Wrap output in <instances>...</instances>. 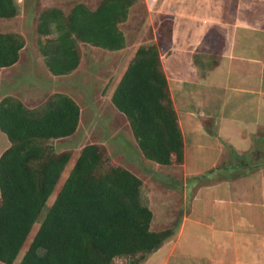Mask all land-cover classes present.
Wrapping results in <instances>:
<instances>
[{
	"label": "trees",
	"instance_id": "16d2710c",
	"mask_svg": "<svg viewBox=\"0 0 264 264\" xmlns=\"http://www.w3.org/2000/svg\"><path fill=\"white\" fill-rule=\"evenodd\" d=\"M136 1L101 0L94 9L75 3L67 13L43 9L36 42L47 70L55 76L73 72L80 64L81 44L124 48L120 25ZM18 13L17 0H0V19ZM170 26V20L160 23L158 34L169 37ZM24 43L21 34L0 31V68L18 61ZM159 44H139L132 51L109 99L128 122L139 152L168 165L172 155L182 162L183 142ZM79 119V104L64 92H53L31 108L14 96L0 99V131L10 141L0 154V262L13 264L21 254L17 264H113L116 259L141 264L175 234L173 224L151 229L142 180L114 162L104 145L55 151L51 141L73 135Z\"/></svg>",
	"mask_w": 264,
	"mask_h": 264
},
{
	"label": "crops",
	"instance_id": "0c3cea01",
	"mask_svg": "<svg viewBox=\"0 0 264 264\" xmlns=\"http://www.w3.org/2000/svg\"><path fill=\"white\" fill-rule=\"evenodd\" d=\"M143 1L171 16L170 36L151 42L164 39L183 159L162 165L139 152L130 164L149 175L125 165L142 180L151 229H176L141 264H264V0ZM5 81L0 99L17 97ZM80 120L81 107L76 132ZM9 145L0 131V154Z\"/></svg>",
	"mask_w": 264,
	"mask_h": 264
},
{
	"label": "rangeland",
	"instance_id": "374dc122",
	"mask_svg": "<svg viewBox=\"0 0 264 264\" xmlns=\"http://www.w3.org/2000/svg\"><path fill=\"white\" fill-rule=\"evenodd\" d=\"M100 1L17 0L19 13L12 18L0 19V31L19 33L25 43L18 62L7 69L0 70V95L6 93L2 86L9 84L5 79L12 77L11 83L15 82V88L13 86L14 91L16 89L15 94L18 98L25 99L30 107L42 103L53 92L69 93L81 107L80 127L70 137L51 141L55 151L71 150L75 153L85 144H101L106 147L114 162L124 166L128 164L136 172L137 169H142L144 174L149 175L145 173V168L130 164L140 158V153L133 142L126 119L111 104L109 95L132 51L139 44L151 42L155 33H158V19L161 20L160 23L165 24L167 22L165 18H171L170 14L160 12L156 7L147 6L143 0H137L130 8L128 20L120 25L127 37L126 49L110 52L81 44L80 64L68 75L50 74L37 48L36 24L38 15L43 9L57 7L67 13L75 3L82 2L90 9H94ZM166 9L170 10L171 7ZM197 13L200 11L197 12L195 8V15H198ZM142 18L148 19L145 22ZM162 30L164 31V27ZM163 33L166 35V32ZM163 41L164 39L160 38L158 43L161 44ZM129 159L132 160L129 161ZM67 171L63 172V178ZM143 195L145 194H142V200L145 202L147 200ZM53 198L54 193L47 204ZM46 206L33 225L32 231L38 227ZM20 255L13 264H17ZM125 261V259H116L113 264H125ZM0 264L4 263L0 262Z\"/></svg>",
	"mask_w": 264,
	"mask_h": 264
}]
</instances>
